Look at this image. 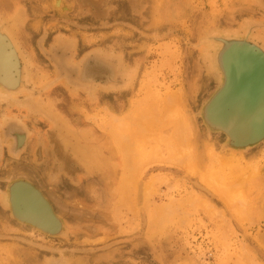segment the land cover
Segmentation results:
<instances>
[{
    "label": "rangeland",
    "instance_id": "374dc122",
    "mask_svg": "<svg viewBox=\"0 0 264 264\" xmlns=\"http://www.w3.org/2000/svg\"><path fill=\"white\" fill-rule=\"evenodd\" d=\"M0 52V264H264V133L212 113L264 0H0Z\"/></svg>",
    "mask_w": 264,
    "mask_h": 264
},
{
    "label": "water",
    "instance_id": "95a60500",
    "mask_svg": "<svg viewBox=\"0 0 264 264\" xmlns=\"http://www.w3.org/2000/svg\"><path fill=\"white\" fill-rule=\"evenodd\" d=\"M253 63L242 60H239L232 68L229 70L230 81L228 86L224 89L223 93L220 97L212 104V113H213V120L217 123L220 127H223L227 132H229L232 137L239 143H249L251 141H255L261 137L264 133V120L262 119L261 125L259 127L258 133L249 134L247 130V126H237L234 124L236 122L235 116L240 114V112H244L246 107H242L246 104V98L243 97L246 90V83H241V79L245 78L247 74H243V72L247 69L251 71L257 72L262 71L259 67H254ZM256 68V71H255ZM264 72V71H263ZM254 76V75H253ZM255 77V76H254ZM225 95V96H224ZM242 100V104L240 105L239 101ZM221 104V105H220ZM240 107L243 109L241 110ZM253 106H251L252 108ZM224 109L231 113L226 114L223 116L219 114L218 109ZM224 113L223 110H221ZM234 113V115H232ZM229 115V116H228ZM234 121V123H233ZM239 121V120H238ZM243 128V129H242ZM24 209H26L27 213L31 215L35 220L37 219V208L36 206L33 207L31 203V199L21 201Z\"/></svg>",
    "mask_w": 264,
    "mask_h": 264
},
{
    "label": "bare ground",
    "instance_id": "6f19581e",
    "mask_svg": "<svg viewBox=\"0 0 264 264\" xmlns=\"http://www.w3.org/2000/svg\"><path fill=\"white\" fill-rule=\"evenodd\" d=\"M259 58L256 60V61H258V63L254 60L251 62V63H253L252 65L256 68L259 66H262V67L264 66V61L262 60V58H260L261 60ZM5 67H7V66H5ZM256 68H255V71H256ZM259 69H260V67H259ZM263 71L254 72V71H251L250 69L245 70L243 72V74H247V75L245 78L241 79V83H240V84H242L244 82L246 83V90L244 92L245 95L243 97H247L249 99V102L242 106V107L245 106L246 110L244 112H240V114H237L238 116H235V119H237V120L235 123L233 121V123L236 124L237 126H240V125L241 126H247L248 128L246 131H249L248 132L249 134L258 133L259 127L261 125L260 123H261L262 119L264 120V86H261V88H260L261 90H259L254 85V82H250L249 80L254 79L255 78L254 76H256V75H260L261 77L264 78V72ZM252 95H256V97L253 98ZM251 106H253V107L251 108ZM242 107H240L241 110L243 109ZM223 111H224V113H222V111H221V113L219 112V114L220 115L223 114V116H224L226 114H229V112L231 113L230 109H229V112H227L224 109H223ZM232 115H234V113ZM34 206L35 205H33V207ZM37 212L40 214L39 215L37 213L38 214L37 216H42L45 221L47 220V218H46L47 215L45 216V214L43 213L44 212L43 210H41L40 208H37Z\"/></svg>",
    "mask_w": 264,
    "mask_h": 264
}]
</instances>
